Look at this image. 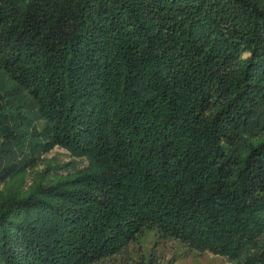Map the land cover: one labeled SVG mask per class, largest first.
<instances>
[{
	"label": "trees",
	"instance_id": "obj_1",
	"mask_svg": "<svg viewBox=\"0 0 264 264\" xmlns=\"http://www.w3.org/2000/svg\"><path fill=\"white\" fill-rule=\"evenodd\" d=\"M54 146L86 164L0 190V264H264V0H0V185Z\"/></svg>",
	"mask_w": 264,
	"mask_h": 264
},
{
	"label": "rangeland",
	"instance_id": "obj_2",
	"mask_svg": "<svg viewBox=\"0 0 264 264\" xmlns=\"http://www.w3.org/2000/svg\"><path fill=\"white\" fill-rule=\"evenodd\" d=\"M45 158V163L10 179L6 184L0 185V190L26 192L37 182H55L64 179L73 167H82L86 164V160L71 157L64 148L59 146H54L46 152ZM149 260L153 264H234L225 256L209 251L189 249L179 241L169 237H160L153 231L144 232L128 243L121 252L99 263L142 264Z\"/></svg>",
	"mask_w": 264,
	"mask_h": 264
}]
</instances>
